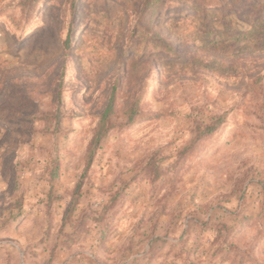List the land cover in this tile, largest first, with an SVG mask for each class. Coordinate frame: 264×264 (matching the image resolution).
I'll return each mask as SVG.
<instances>
[{
	"label": "rangeland",
	"instance_id": "rangeland-1",
	"mask_svg": "<svg viewBox=\"0 0 264 264\" xmlns=\"http://www.w3.org/2000/svg\"><path fill=\"white\" fill-rule=\"evenodd\" d=\"M168 1L0 0V264H264V0Z\"/></svg>",
	"mask_w": 264,
	"mask_h": 264
},
{
	"label": "trees",
	"instance_id": "trees-1",
	"mask_svg": "<svg viewBox=\"0 0 264 264\" xmlns=\"http://www.w3.org/2000/svg\"><path fill=\"white\" fill-rule=\"evenodd\" d=\"M77 0H65L67 4H70L72 7L75 6ZM171 4V1L168 0H143L140 12H139V22L145 24L147 28H150V24L156 18V16L163 12ZM171 50L170 54L174 55L175 52L170 48H165V51ZM117 107V92L116 85L114 84L108 99L107 105L101 115L99 123L96 127L95 133L88 145V151L93 155L96 148L102 142V140L114 129L117 130H127L134 127L138 123H142L146 120L158 119L163 116V113L157 111H140L136 104L134 103L128 110L127 121L120 125H114L110 123V117L113 115ZM222 122L221 118H217L212 125L206 126L205 131L201 137H205L215 131L218 124ZM159 162L155 158L150 159L145 169V178L151 180H159L166 173L167 170L158 164ZM75 199L78 198L80 193V185L76 186L74 189Z\"/></svg>",
	"mask_w": 264,
	"mask_h": 264
}]
</instances>
